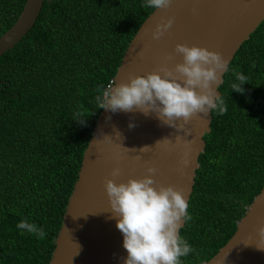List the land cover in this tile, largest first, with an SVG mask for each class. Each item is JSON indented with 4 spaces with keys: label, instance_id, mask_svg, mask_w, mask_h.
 Listing matches in <instances>:
<instances>
[{
    "label": "trees",
    "instance_id": "trees-1",
    "mask_svg": "<svg viewBox=\"0 0 264 264\" xmlns=\"http://www.w3.org/2000/svg\"><path fill=\"white\" fill-rule=\"evenodd\" d=\"M25 2L0 0V36ZM145 4L46 0L31 30L0 56V264H49L102 111L96 89L113 83L129 42L155 10ZM236 72L249 78L243 93L232 91ZM218 90L228 110L211 113L203 137L191 219L179 232L194 251L181 264L215 256L264 186V21L236 52ZM25 219L46 237L21 234L16 225Z\"/></svg>",
    "mask_w": 264,
    "mask_h": 264
},
{
    "label": "water",
    "instance_id": "water-1",
    "mask_svg": "<svg viewBox=\"0 0 264 264\" xmlns=\"http://www.w3.org/2000/svg\"><path fill=\"white\" fill-rule=\"evenodd\" d=\"M45 1L26 0L18 19L0 36V56L31 30ZM168 17L174 18L172 27L154 40L152 31L156 24ZM263 21L264 0H173L167 10L155 9L142 23L123 54L113 83H127L129 73L144 76L155 71L169 55L175 57L169 63V67H174L182 62V56L175 54L177 44L219 52L229 66L241 45ZM130 123L134 127L130 128ZM210 124L211 113L206 119H201L198 113L185 126L191 134L185 135L184 131L178 132L162 123L155 113L145 115L139 110L113 113L102 109L83 153L49 264H124L127 251L116 219L108 211L105 180L126 183L130 178H143L146 169L154 167L156 185H170L182 191L188 203L199 168L198 158L205 148L203 137L211 132ZM177 135L193 143L184 145L182 141L174 149L163 144L155 146L165 138L175 143ZM145 146L152 148L140 152ZM182 160H187L186 167L182 166ZM115 167L121 169L119 177L111 175ZM261 226H264V186L237 223L234 235L202 264H264V250L256 247V244L264 247L258 235Z\"/></svg>",
    "mask_w": 264,
    "mask_h": 264
},
{
    "label": "clouds",
    "instance_id": "clouds-1",
    "mask_svg": "<svg viewBox=\"0 0 264 264\" xmlns=\"http://www.w3.org/2000/svg\"><path fill=\"white\" fill-rule=\"evenodd\" d=\"M172 2L173 0H146L144 6L167 10ZM173 22V17L162 18L152 31V38L159 40L163 37ZM175 54L182 56V62L175 63L174 67H169V63L175 57L169 55L157 70L144 76L129 73L127 83L115 82L107 87L99 85L96 89L98 108L109 109L113 113L118 110H139L145 115L155 113L162 123L178 132L184 131L185 135L191 134L185 126L198 113L201 114V119H206L213 111L225 114L227 104L222 96L217 95L216 89L222 83V74L228 70L229 61L219 52L195 45L189 47L177 44ZM235 79L238 82L231 85L232 91L243 93L241 85L248 83L249 78L236 72ZM80 115L81 113L76 114L77 117ZM129 127H134V124L130 123ZM182 141L184 145L193 143L192 140L177 135L175 143L165 138L157 141L155 146L163 144L174 149ZM151 148L145 146L140 152L146 153ZM136 159H140V156ZM181 164L186 167L187 160H182ZM183 167L179 170L182 171ZM146 172L147 175L143 178H130L126 183H116L114 179H106L104 183L109 202L108 211L116 219V227L123 234V247L127 251L124 264H181V257L194 251L179 235L184 221L191 219L187 212V200L182 191L170 185H156V168L148 167ZM111 175L119 177L120 167H115ZM16 227L21 230V234L26 231L37 235L40 240L47 235L42 228L26 219ZM258 235L259 240L264 243V226L259 228ZM256 247L264 250L260 244H256Z\"/></svg>",
    "mask_w": 264,
    "mask_h": 264
}]
</instances>
